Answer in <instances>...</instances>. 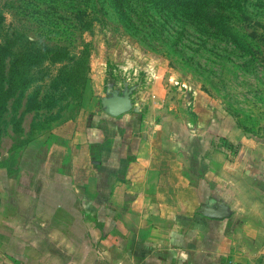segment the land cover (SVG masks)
I'll use <instances>...</instances> for the list:
<instances>
[{"label": "crops", "instance_id": "crops-1", "mask_svg": "<svg viewBox=\"0 0 264 264\" xmlns=\"http://www.w3.org/2000/svg\"><path fill=\"white\" fill-rule=\"evenodd\" d=\"M196 105L197 143L189 147L184 127L174 134L134 126L128 112L90 114L85 103L60 131L71 132L67 146L77 138L97 146L87 148L93 175H78V188L61 198L49 192L59 200L36 207L31 223L23 207L3 204L0 264H264V132L219 105ZM216 138L228 142V154L224 144L216 150ZM217 207L226 209L223 219L205 214Z\"/></svg>", "mask_w": 264, "mask_h": 264}, {"label": "rangeland", "instance_id": "rangeland-1", "mask_svg": "<svg viewBox=\"0 0 264 264\" xmlns=\"http://www.w3.org/2000/svg\"><path fill=\"white\" fill-rule=\"evenodd\" d=\"M102 4L98 2L101 11L92 29L81 33L77 29L80 24L71 20L68 5L58 0H0L6 31L68 46L79 52L82 62L76 89L68 101L59 102L50 113L43 108L42 117H36L35 110L24 115V135L34 139L20 151L17 172L10 175L6 168H0V211L3 204L23 207L24 222L33 221L36 207L47 209L50 202L59 200L50 201L49 192L61 198V191L78 188V175H93L95 167L88 161L87 148L95 153L97 146L83 147L85 142L80 138L67 146L65 136L71 132L60 131L78 116L85 103L90 114L108 115L107 102L114 94L128 96L131 108L125 117L130 123L162 125L174 134L184 127L189 147L197 143L191 137L197 122L196 101L204 109L219 105L253 132H264V0H244L241 16L229 7L228 19L233 21L241 44L229 36L228 44L216 40L194 28V23L178 24L162 12L149 11L146 16L138 3L133 4L138 12L131 19L119 14L116 5ZM165 12L172 13L168 8ZM60 66L56 64L53 71ZM26 99L25 95L17 115L25 109ZM13 102H9L8 120L13 116ZM208 102L215 106L209 107ZM47 116L50 119L46 122ZM107 120L106 126L114 127L115 121L109 116ZM38 122L45 124L33 129ZM15 139L10 121L1 141L2 159L10 155ZM214 142L217 151L224 152L221 146H227L228 154V142L218 138ZM201 150L206 151L205 146ZM198 151L200 148L194 150V156ZM71 201L80 206L81 199L69 197ZM41 217L49 220L46 213ZM96 247L92 246V251Z\"/></svg>", "mask_w": 264, "mask_h": 264}, {"label": "trees", "instance_id": "trees-1", "mask_svg": "<svg viewBox=\"0 0 264 264\" xmlns=\"http://www.w3.org/2000/svg\"><path fill=\"white\" fill-rule=\"evenodd\" d=\"M62 5L67 4L70 10L71 20L80 24L77 28L81 33L91 30L101 11L98 2L116 5L119 14L127 19L138 11L133 4L138 3L146 16L151 12H162V15L180 22L194 23V28L205 35L228 44V36L240 43V38L235 33L231 20L228 19V11L235 8V14L242 15L244 0H58ZM109 6V5H108ZM212 6V10L209 7ZM230 7V8H229ZM165 8L172 13L165 12ZM239 16V17H240ZM172 19V18H171ZM175 24V22H174ZM76 24H74L75 26ZM76 28V27H75ZM241 44V43H240ZM79 52L68 46L50 44L31 37L19 31H6L4 18L0 11V168H6L8 174L14 175L18 168V156L20 151L34 139L33 136L25 137L23 117L27 112L36 111V117H42V109L50 111L59 102L68 101L69 95L76 89V80L82 64ZM61 63L54 72L53 67ZM33 91L28 95L31 88ZM46 88L45 94L43 89ZM26 99V107L18 112L22 106L23 98ZM14 99L12 118H6L9 102ZM47 115V114H46ZM49 116L44 119L46 122ZM13 124L16 139L10 147V155L2 159L1 141L9 122ZM44 123L33 124L37 129Z\"/></svg>", "mask_w": 264, "mask_h": 264}, {"label": "water", "instance_id": "water-1", "mask_svg": "<svg viewBox=\"0 0 264 264\" xmlns=\"http://www.w3.org/2000/svg\"><path fill=\"white\" fill-rule=\"evenodd\" d=\"M108 113L113 116H119L128 112L131 108L130 98L128 96L121 97L119 94H114L107 102ZM205 214L211 218L223 219L227 215L224 207L210 209Z\"/></svg>", "mask_w": 264, "mask_h": 264}]
</instances>
